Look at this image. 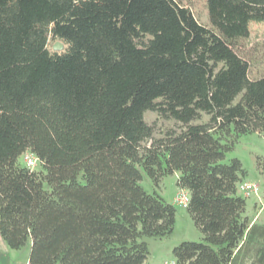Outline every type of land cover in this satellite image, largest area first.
Masks as SVG:
<instances>
[{
	"label": "trees",
	"instance_id": "16d2710c",
	"mask_svg": "<svg viewBox=\"0 0 264 264\" xmlns=\"http://www.w3.org/2000/svg\"><path fill=\"white\" fill-rule=\"evenodd\" d=\"M0 0V235L29 264H146L176 210L144 191L179 174L204 242L178 264H264L237 192L243 135L264 130V76L239 52L264 0ZM65 50H49L50 42ZM147 112L181 130L154 139ZM206 123L194 124L202 115ZM43 170L20 164L26 153Z\"/></svg>",
	"mask_w": 264,
	"mask_h": 264
},
{
	"label": "rangeland",
	"instance_id": "374dc122",
	"mask_svg": "<svg viewBox=\"0 0 264 264\" xmlns=\"http://www.w3.org/2000/svg\"><path fill=\"white\" fill-rule=\"evenodd\" d=\"M185 1L191 6L199 22L209 27L206 0ZM54 44L52 41L49 43L50 51L54 52ZM64 50L65 47L62 51ZM239 52L251 62V78L264 76V23H251L250 36L248 39L240 41ZM208 120L209 117L203 114L201 119L194 122V124L206 123ZM145 121L154 127V139L164 137L171 130L180 131L182 127L180 123L173 120L159 118L155 112H147ZM233 159L240 160L246 172L245 176L242 177V181L259 185L264 202V139L262 133L243 135L235 149L227 155L226 163ZM20 164L24 167L26 166L23 159L20 160ZM40 170H43L40 165L34 169L35 172ZM141 174L140 185L144 191L150 195L160 196L167 203L173 205L176 210V223L171 235L164 238H143V241L148 245L150 253L146 264H162L167 259H174V249L184 242H204L203 234L195 226L187 209L181 208L174 203V198L181 191L178 186L179 174L164 177L159 186L150 179L143 168H141ZM239 195L244 198L241 194ZM245 200L247 203L245 215L249 218V221L252 223L258 219V223L264 224V211L260 214L264 208L261 207L258 200L256 198ZM258 214L260 215L258 216ZM31 246V240H28L25 246L20 249H12L0 235V264H29Z\"/></svg>",
	"mask_w": 264,
	"mask_h": 264
},
{
	"label": "built area",
	"instance_id": "2783aa9c",
	"mask_svg": "<svg viewBox=\"0 0 264 264\" xmlns=\"http://www.w3.org/2000/svg\"><path fill=\"white\" fill-rule=\"evenodd\" d=\"M262 137L264 139V130L262 132ZM22 159L26 167L30 170H34L39 165V159L32 153H26ZM237 192L238 194H241L245 199L256 198L261 207L264 208V202L258 184L241 181L237 186ZM189 202L190 193L187 190L181 189V191L174 198V203L181 208L187 209L189 206ZM162 264H178V262L176 261V259H167Z\"/></svg>",
	"mask_w": 264,
	"mask_h": 264
},
{
	"label": "water",
	"instance_id": "95a60500",
	"mask_svg": "<svg viewBox=\"0 0 264 264\" xmlns=\"http://www.w3.org/2000/svg\"><path fill=\"white\" fill-rule=\"evenodd\" d=\"M63 48H64V45H63L61 42H57V43H55L54 46H53V50H54L55 52L62 51Z\"/></svg>",
	"mask_w": 264,
	"mask_h": 264
},
{
	"label": "crops",
	"instance_id": "0c3cea01",
	"mask_svg": "<svg viewBox=\"0 0 264 264\" xmlns=\"http://www.w3.org/2000/svg\"><path fill=\"white\" fill-rule=\"evenodd\" d=\"M264 210H262L261 212H260V214L263 212ZM260 214H258V216L260 215ZM259 218V217H258ZM255 222H257L258 223V219H257V221L256 220H254L252 223H255Z\"/></svg>",
	"mask_w": 264,
	"mask_h": 264
}]
</instances>
